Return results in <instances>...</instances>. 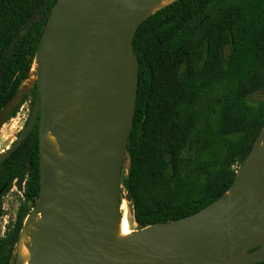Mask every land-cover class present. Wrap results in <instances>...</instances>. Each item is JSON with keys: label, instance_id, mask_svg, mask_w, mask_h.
Segmentation results:
<instances>
[{"label": "trees", "instance_id": "16d2710c", "mask_svg": "<svg viewBox=\"0 0 264 264\" xmlns=\"http://www.w3.org/2000/svg\"><path fill=\"white\" fill-rule=\"evenodd\" d=\"M55 1L0 0V110L28 78ZM132 46L138 84L120 201L141 229L225 195L264 127V95L255 98L264 93V0H175L141 22ZM35 96L34 81L3 123L26 101L31 114ZM12 185L23 204L0 238V264H16L28 204L38 197V119L0 161V217Z\"/></svg>", "mask_w": 264, "mask_h": 264}, {"label": "water", "instance_id": "95a60500", "mask_svg": "<svg viewBox=\"0 0 264 264\" xmlns=\"http://www.w3.org/2000/svg\"><path fill=\"white\" fill-rule=\"evenodd\" d=\"M157 1L56 0L50 9L34 58L32 117L11 146L0 152L2 161L38 119L40 186L26 218L40 213L42 223L51 219L45 209L54 202V172L41 167L42 156L63 174L60 214L49 229L36 227L32 264H253L264 260V139L260 148L264 127L225 195L178 220L134 230L128 242L112 238L121 215V169L138 84L132 40L141 22L159 10L150 13ZM28 89L20 87L0 110V127ZM77 92L83 96L82 120L64 131L58 124ZM48 132L56 137L65 164L42 149Z\"/></svg>", "mask_w": 264, "mask_h": 264}, {"label": "bare ground", "instance_id": "6f19581e", "mask_svg": "<svg viewBox=\"0 0 264 264\" xmlns=\"http://www.w3.org/2000/svg\"><path fill=\"white\" fill-rule=\"evenodd\" d=\"M175 0H158L150 13L155 12L156 10L170 4ZM37 73V60L34 61L30 74L28 78L24 81V83L21 86V90H26L28 89L33 81L35 80ZM80 79L83 77V72L80 73L79 75ZM80 85L77 84L75 86V89H78ZM84 107V102H83V96L81 92H77L76 95L72 99V103L70 105V108L68 111L63 115L60 123L58 126L60 129L64 131H70V129L73 127L74 124L77 122H80L82 120V109ZM62 139L65 140V137L62 136ZM264 136L262 137L260 141V148L263 142ZM43 150L47 151L54 159H57L60 164H65V159L60 153V147L58 144V141L56 137L52 135L51 132H48L44 142H43ZM41 167L44 168H50L54 172V182L53 184L56 187L55 190V195L53 197V204L50 205L45 209V212H47L50 216L51 219L47 223H42L40 220V213L37 214L33 218H26L25 220V225H24V230H23V235H21L20 242L18 244L17 248V263L18 264H32L30 263L31 260V250L32 246L34 243V236L38 233L36 230V227L41 228V229H49L52 226L53 219H55L59 214L60 210L58 208V205L60 204L61 198L64 196L63 190L65 189V185L63 182V174L60 171H57L56 168L50 163V161L45 157L42 156L41 160ZM133 231L131 228L128 226V222L126 220V217L120 215L115 229L114 233L112 235V238L115 242L119 243H125L131 240ZM34 238H33V237Z\"/></svg>", "mask_w": 264, "mask_h": 264}, {"label": "rangeland", "instance_id": "374dc122", "mask_svg": "<svg viewBox=\"0 0 264 264\" xmlns=\"http://www.w3.org/2000/svg\"><path fill=\"white\" fill-rule=\"evenodd\" d=\"M264 93H257L255 98H261ZM31 114L29 112V101H26L19 109L17 114L11 119L7 120L0 127V152H4L11 144L16 140L17 135L20 134L25 128L27 123L31 119ZM127 165H125L124 175H126ZM124 192V190H123ZM23 204V194L17 189L15 185H12L7 193L1 198V211L2 215L0 217V238L5 235L8 231H11L16 222V217ZM28 207L31 209L30 204ZM121 215L126 217L129 228L132 231L137 230L136 224L133 220L132 208L126 199L121 202ZM25 220L23 221L22 229L20 231L23 235ZM19 239V242H20ZM18 244L15 246L14 253L17 254Z\"/></svg>", "mask_w": 264, "mask_h": 264}, {"label": "flooded vegetation", "instance_id": "af4514ba", "mask_svg": "<svg viewBox=\"0 0 264 264\" xmlns=\"http://www.w3.org/2000/svg\"><path fill=\"white\" fill-rule=\"evenodd\" d=\"M33 126H34V125H33ZM2 187L4 188V186H2ZM2 187H1V188H2ZM1 188H0V189H1ZM2 191H3V190H2Z\"/></svg>", "mask_w": 264, "mask_h": 264}]
</instances>
